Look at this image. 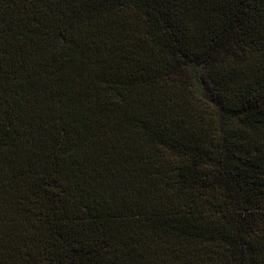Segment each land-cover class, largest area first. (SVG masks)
<instances>
[{
  "label": "trees",
  "instance_id": "1",
  "mask_svg": "<svg viewBox=\"0 0 264 264\" xmlns=\"http://www.w3.org/2000/svg\"><path fill=\"white\" fill-rule=\"evenodd\" d=\"M0 264H264V0H0Z\"/></svg>",
  "mask_w": 264,
  "mask_h": 264
}]
</instances>
